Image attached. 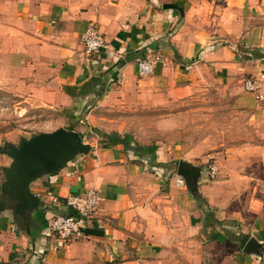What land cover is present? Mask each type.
<instances>
[{"label":"crops","instance_id":"0c3cea01","mask_svg":"<svg viewBox=\"0 0 264 264\" xmlns=\"http://www.w3.org/2000/svg\"><path fill=\"white\" fill-rule=\"evenodd\" d=\"M167 2L182 13L163 8ZM90 22L105 46L87 56L80 34ZM151 50L166 61L141 77L137 62ZM247 79L259 83L258 97L245 89ZM206 85L215 89V106L225 98L228 123L264 118V0H0V93L20 116L45 115L40 132L94 131L88 153L30 184L46 226L56 214H71L67 195L94 189L100 196L81 237L68 242L46 239V226L33 217L27 234L9 209L1 210L0 264H175L176 253L190 247L202 255L200 229L214 224L205 221L206 203L218 220L243 216L234 209L245 201L233 200L230 189L239 177L231 164L233 147L219 142L209 148L205 138L177 142L173 133L167 143L142 141L150 135L138 124L168 123L173 103L210 89ZM147 115L154 118L142 117ZM111 133L131 140L103 147L99 134ZM208 149L229 156L228 174L207 187L202 168L195 194L176 186L179 160L201 166ZM10 161L0 154V186ZM211 191L213 199L206 198ZM250 201L247 213H254L255 226L245 235L263 251H241L249 264H264V202ZM218 230L211 237L225 236Z\"/></svg>","mask_w":264,"mask_h":264},{"label":"rangeland","instance_id":"374dc122","mask_svg":"<svg viewBox=\"0 0 264 264\" xmlns=\"http://www.w3.org/2000/svg\"><path fill=\"white\" fill-rule=\"evenodd\" d=\"M206 86H209L210 89L197 91L193 98L188 97L175 101L167 111L173 113L170 116L171 121L168 123L161 126L149 122L138 125L145 131L144 134L150 135L142 141L158 142V144L167 143L166 135L173 133L174 136L176 135L177 142L185 139L188 143L193 144L205 138L206 146L209 148H214L219 142H223L224 145L230 144L233 147L231 164L233 168L237 169L236 174L239 177L232 181L233 188H230L233 190L232 199L240 201L243 198L245 201L240 205L241 207L233 209L238 212L239 216L243 212L244 217L218 220L214 218L213 211L206 203L205 221L208 223L212 218L214 224L212 226L207 224V226L200 229L204 230L199 250L202 255L194 256V247H190L187 248L188 251L176 253L175 258L178 261L175 264H249L248 261L243 260L246 256L241 251L243 245L241 247L239 245L245 233H249L255 226L256 218L254 213H247L248 210H251L247 202L252 198L264 202V173H262V169H264V118L263 121L255 120L252 121L253 123H247L240 118L241 122L239 121V123L237 120L228 123L225 117L229 113V107L224 102L225 98L222 97L220 106H215L219 102L218 97L214 101L215 89L211 85ZM5 94L6 92L0 93V146L6 141L10 142V139H14L18 143L19 136H30L33 133L40 132L45 126V115L44 118L43 115H40V120L37 115L29 118L18 115L15 108L11 107L9 97ZM259 102L264 104V95H260ZM45 114L48 115V113ZM142 117L154 118L150 115ZM93 133L94 131L83 136V140L88 143L92 141ZM221 136L224 137L220 138ZM173 139L170 140L173 141ZM100 143L102 142L100 141ZM243 143L246 144L242 146ZM213 153V150L208 149L204 154V162L201 163L203 168L202 178L207 187H212L215 181L228 174L224 167L230 163L225 162V159L229 157L226 154L216 155ZM211 164H214L217 168V174L213 179L209 178L208 175V167ZM212 191L207 193L208 197L206 198L213 199ZM218 229L225 230V232L223 231L225 236L211 237L213 231ZM185 241H187V238ZM252 264L257 263L252 262Z\"/></svg>","mask_w":264,"mask_h":264},{"label":"water","instance_id":"95a60500","mask_svg":"<svg viewBox=\"0 0 264 264\" xmlns=\"http://www.w3.org/2000/svg\"><path fill=\"white\" fill-rule=\"evenodd\" d=\"M165 9L173 8L182 13L177 3H163ZM91 145L76 130L58 127L49 132H38L30 137L22 136L18 143L9 141L0 146V154L10 158L9 165L2 168L0 211L9 209L21 221V227L29 234L32 214L42 202L30 184L44 175L55 173L65 167L79 154L88 153ZM202 167L179 160L175 173L185 180L187 189L195 194ZM245 253L262 255V247L255 237L243 245Z\"/></svg>","mask_w":264,"mask_h":264},{"label":"built area","instance_id":"2783aa9c","mask_svg":"<svg viewBox=\"0 0 264 264\" xmlns=\"http://www.w3.org/2000/svg\"><path fill=\"white\" fill-rule=\"evenodd\" d=\"M80 42L83 52L87 56L98 53L105 46V38L99 27L90 22L86 29L80 34ZM165 55L158 50L149 51L144 58L137 62V73L139 76H149L155 71L157 64H164ZM259 83L254 79L245 80V89L258 97L257 90ZM217 168L214 164L209 165V178H215ZM175 184L178 187H185L183 177L175 174ZM56 201V198H53ZM100 202V196L94 189L81 193H71L65 197V205L74 214H56L49 220L44 228L43 235L46 239L56 238L63 242L75 240L83 234L87 222L96 212Z\"/></svg>","mask_w":264,"mask_h":264},{"label":"trees","instance_id":"16d2710c","mask_svg":"<svg viewBox=\"0 0 264 264\" xmlns=\"http://www.w3.org/2000/svg\"><path fill=\"white\" fill-rule=\"evenodd\" d=\"M99 135H101L100 141L102 142L103 147H107L108 145H115V144H119V143L124 144L125 142L131 140V136H129V135L121 136L118 133L103 134V135L99 134ZM81 137H83V136L81 135ZM195 198L199 202L203 200L199 194L196 195ZM71 214H73V211L71 212ZM32 217L35 218V220L40 224V227L44 228L46 226L47 220L45 218L43 208H38V210L34 211L32 214ZM247 239H248L247 235H244L242 237V242L240 244V247H241V245L244 244V242Z\"/></svg>","mask_w":264,"mask_h":264}]
</instances>
